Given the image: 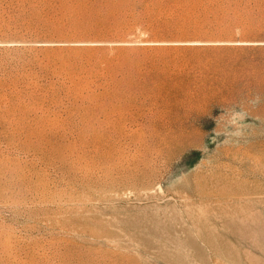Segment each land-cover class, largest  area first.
<instances>
[{
	"label": "rangeland",
	"instance_id": "obj_1",
	"mask_svg": "<svg viewBox=\"0 0 264 264\" xmlns=\"http://www.w3.org/2000/svg\"><path fill=\"white\" fill-rule=\"evenodd\" d=\"M0 264H264V0H0Z\"/></svg>",
	"mask_w": 264,
	"mask_h": 264
}]
</instances>
